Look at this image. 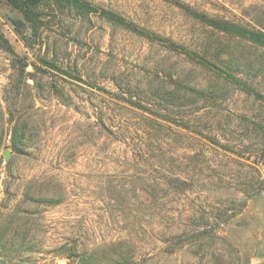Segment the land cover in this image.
<instances>
[{
	"label": "rangeland",
	"instance_id": "obj_1",
	"mask_svg": "<svg viewBox=\"0 0 264 264\" xmlns=\"http://www.w3.org/2000/svg\"><path fill=\"white\" fill-rule=\"evenodd\" d=\"M81 1L130 27L50 0L36 29L0 0V264H120L128 238L131 264H264V45L243 35L264 0ZM147 137L188 191L142 197L165 179Z\"/></svg>",
	"mask_w": 264,
	"mask_h": 264
},
{
	"label": "trees",
	"instance_id": "obj_2",
	"mask_svg": "<svg viewBox=\"0 0 264 264\" xmlns=\"http://www.w3.org/2000/svg\"><path fill=\"white\" fill-rule=\"evenodd\" d=\"M50 0H10L11 5L16 8L19 9L23 14L24 17L26 19V21H28L34 28H38L39 25L41 24L40 22V14L38 13L39 8L41 7L42 4L48 2ZM61 4H63L64 6H67L69 8L78 10L80 12L86 13V14H96L101 16L102 18H106L107 20L114 22L116 24L122 25V26H126V27H130V24L127 23L124 19L118 17L116 14L109 12L105 9H100L98 7L92 6L86 2H83L81 0H55ZM179 5V4H178ZM184 8V7H183ZM216 25V24H214ZM134 32H136V34L143 36L145 38H150V35L146 33V31L144 30H140V29H135L134 28ZM243 35L245 37H247L250 41L256 43V44H261L264 45V35H260L257 34L255 32H245L243 33ZM130 95V94H129ZM133 96H130V99H127L125 97H122V100H125V104H127L129 107H132L134 109L137 110H144L146 107L147 102L145 101V99H141V98H137L135 99V101H133ZM149 110V109H147ZM156 118H160L162 121L167 122L165 119L161 118V117H156ZM129 138V140H131V137H118V139L116 140L117 143H120V145H126L131 147L130 143H127V139ZM17 137H13V147L15 148V150L17 151L19 148H26L27 146V142L26 141H17L16 140ZM162 139V140H161ZM128 140V141H129ZM143 142L140 143V145L137 147H133L134 150H138L140 152V155L142 157L146 158V161H150V156H154L155 160H156V168H160V170L164 169V166H170V163H168V158L167 156H169V154L165 152V146H169V138H164V137H147L145 139L142 140ZM152 144H158V148L159 153L158 155H152V150L153 148L151 147ZM164 146H163V145ZM161 146V147H160ZM164 151V152H163ZM264 164V163H263ZM163 176L165 179H163V181H157L156 180L153 181V184L149 185L148 187L142 188V197L145 198H151L152 196L155 197V195H157V193L160 191V189H164L166 188H170V184H177L179 186H181V191L185 192L187 190V187L189 186L191 179H189L187 177V174L185 173H179L176 175H173V173L171 171H169L168 169H164V173ZM159 180V179H158ZM144 182H146V179H143ZM188 191V190H187ZM207 228V227H206ZM153 231V229H152ZM140 232V231H139ZM198 233L204 234H208L210 232H214L213 229H211V227H209V229H204L202 231H197ZM208 232V233H207ZM132 232L130 230V236L132 235ZM201 234V235H202ZM135 242V241H134ZM115 243V244H113ZM117 243H120L121 245L125 244L128 247V252H126L125 254L120 255L116 260L117 262H119L120 264H131L132 262H135L136 260V256L138 254V244L133 243L132 239H121L118 240L117 242H111L109 244H113L116 245ZM167 249L169 250V252H171V249H169L170 245H167ZM97 247V246H96ZM94 247L92 249H87L85 250V252H83L81 255L77 254V253H73V255H69V258H78L80 256V262L81 264H100L99 261L100 260H96L98 258V256L96 255V251L97 248ZM77 248V247H76ZM79 255V256H78ZM111 262H114V260H110ZM115 263V262H114Z\"/></svg>",
	"mask_w": 264,
	"mask_h": 264
},
{
	"label": "water",
	"instance_id": "obj_3",
	"mask_svg": "<svg viewBox=\"0 0 264 264\" xmlns=\"http://www.w3.org/2000/svg\"><path fill=\"white\" fill-rule=\"evenodd\" d=\"M9 155H10V153H9L8 150L4 151V157H5L6 159H9Z\"/></svg>",
	"mask_w": 264,
	"mask_h": 264
}]
</instances>
